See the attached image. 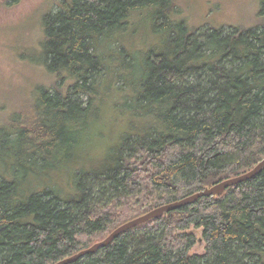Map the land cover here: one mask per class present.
Instances as JSON below:
<instances>
[{"label": "trees", "instance_id": "16d2710c", "mask_svg": "<svg viewBox=\"0 0 264 264\" xmlns=\"http://www.w3.org/2000/svg\"><path fill=\"white\" fill-rule=\"evenodd\" d=\"M140 12L162 47L137 61L115 41L104 52ZM174 12L171 0H64L42 18L41 63L53 85L0 124V264H55L264 158V0L254 28L225 34L190 30ZM105 92L127 128L102 164L87 167L93 137H104ZM86 130L93 137L83 140ZM190 226L201 229V255L189 254ZM71 264H264V167Z\"/></svg>", "mask_w": 264, "mask_h": 264}, {"label": "rangeland", "instance_id": "374dc122", "mask_svg": "<svg viewBox=\"0 0 264 264\" xmlns=\"http://www.w3.org/2000/svg\"><path fill=\"white\" fill-rule=\"evenodd\" d=\"M62 1L64 0H0V124H6L16 111L28 110L35 100L36 90L41 87L51 88L53 85L54 76L49 75L41 63L39 46L42 38L41 22L45 15L55 13ZM171 2L176 9L171 18L184 23L188 29L202 31L211 28L225 34L236 28H254L259 19L262 0H171ZM142 13L144 12L132 14L125 31L109 35L107 42L109 50L104 46L102 48L106 49L104 52L110 53L112 51L110 42L115 41L129 58L137 61L146 51L162 47L163 37L152 32L147 20L141 17ZM104 95L106 100L101 109L102 119L99 123L101 131L98 132L104 137L95 138L87 135V130L83 133V137L86 135L83 140L90 136L94 138L93 146L87 150L91 160L84 158L83 162L87 167L102 164L109 149L116 143L113 136L127 128V116L117 114L111 108L112 102H109L111 93L105 92ZM78 99L81 103L86 101L83 96ZM110 123H114V130H108ZM54 176L56 184L62 188L60 191L63 196H68L73 191L68 180H64L58 173ZM40 188L42 185H33L34 190ZM121 210L122 206L119 205L115 211ZM183 233L193 235L195 240L189 254H203L201 229L190 226Z\"/></svg>", "mask_w": 264, "mask_h": 264}, {"label": "water", "instance_id": "95a60500", "mask_svg": "<svg viewBox=\"0 0 264 264\" xmlns=\"http://www.w3.org/2000/svg\"><path fill=\"white\" fill-rule=\"evenodd\" d=\"M264 167V158L255 166L253 167L250 171L238 176V177H234L231 179H227L225 181H222L220 183H217L215 185H213L210 188H204L202 191L197 192L193 195H190L188 197H185L179 201H175L163 206H160L156 209H153L135 219H132L122 225H120L119 227H117L116 229H114L111 233H109L102 241H99L97 243H94L92 246H90L87 249H84L80 252H78L75 255H72L70 257H67L65 259L60 260L59 262L55 263V264H71L73 262H76L90 254H93L97 251H99L100 249L105 248L107 245H109L110 243H112L116 238H118L121 234L125 233L126 231L144 224L150 220L153 219H159L160 217H162L165 213L174 211V210H178L181 209L182 207L188 206L193 204L195 201H197L200 198L203 197H214V196H220L225 189H227L228 187L237 185L239 183L245 182L249 179L254 178L256 175H258L261 170Z\"/></svg>", "mask_w": 264, "mask_h": 264}]
</instances>
